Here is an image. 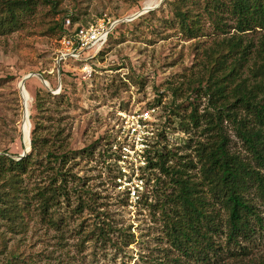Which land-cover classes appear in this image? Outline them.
<instances>
[{
    "label": "rangeland",
    "instance_id": "rangeland-1",
    "mask_svg": "<svg viewBox=\"0 0 264 264\" xmlns=\"http://www.w3.org/2000/svg\"><path fill=\"white\" fill-rule=\"evenodd\" d=\"M146 1H41L31 15L21 17L14 32L0 35V155L8 151L6 156L20 161L16 157L26 146L19 84L29 74H41L52 89L37 76L26 81L30 131L35 115L48 132L64 130L71 152L66 165L45 159L36 164L32 185L53 183L57 192L49 217L32 223L24 251L35 264H263L264 200L254 190L249 198L259 216L252 220L255 233L229 241L227 211L218 205L212 247L199 255L179 249L170 235L163 214L166 197L173 192L170 177L149 168L136 197L117 182L112 146L122 114L155 109L154 152L168 153L169 165L197 164L196 145L208 138L203 126L196 127L188 117L192 111L202 115L211 110L204 50L223 35L204 15L205 0L183 4L199 15L202 31L197 38L185 35L175 21L179 0H165L130 20ZM102 19L111 23L113 33L101 54L92 49L83 53V60H59L60 41L67 33ZM225 22L235 24L231 17ZM262 34L258 29L244 36L257 41ZM199 76L203 79L197 80ZM44 91L54 97L47 99V111L39 113L35 98ZM224 128L231 151L249 156L234 124L225 120ZM197 165L191 175L200 181Z\"/></svg>",
    "mask_w": 264,
    "mask_h": 264
},
{
    "label": "trees",
    "instance_id": "trees-1",
    "mask_svg": "<svg viewBox=\"0 0 264 264\" xmlns=\"http://www.w3.org/2000/svg\"><path fill=\"white\" fill-rule=\"evenodd\" d=\"M41 1L50 0H0V35L14 32L21 17L31 15ZM187 1L176 4L175 21L185 35L197 38L201 22L198 14L183 6ZM202 8L223 36L204 50L205 94L210 96L211 110L202 115L192 111L188 117L196 127L203 126L202 134L208 137L195 148L200 181L191 175L198 168L192 161L169 165L168 153L159 152L150 161V167L170 177L173 185L163 214L174 244L184 247L187 254L199 255L206 253L204 247H212L210 232L218 230L214 214L218 205L227 211L228 240L237 242L255 233L252 220L259 216L249 194L254 190L264 200V34L257 41L244 36L264 31V0H205ZM229 17L234 26L225 22ZM231 28L235 30L232 35ZM52 97L46 91L37 94L39 113L47 111V99ZM31 119L30 154L20 161L6 156L8 151L0 155V264H35L23 247L37 217H49L50 202L57 192L53 183L43 188L32 185L36 164L45 159L63 166L71 159L64 130L52 134L35 115ZM225 120L234 124L249 156L231 151Z\"/></svg>",
    "mask_w": 264,
    "mask_h": 264
},
{
    "label": "built area",
    "instance_id": "built-area-1",
    "mask_svg": "<svg viewBox=\"0 0 264 264\" xmlns=\"http://www.w3.org/2000/svg\"><path fill=\"white\" fill-rule=\"evenodd\" d=\"M70 20L67 24L70 25ZM105 19L89 27H80L67 33L60 41V61L83 60V53L96 49L100 52L108 41L112 28ZM115 24V23H114ZM155 109L137 110L122 114L116 142L112 146V157L118 168L117 182L127 189L132 197L143 190L142 174L151 170L150 161L155 157L156 137L151 123ZM156 154V153H155Z\"/></svg>",
    "mask_w": 264,
    "mask_h": 264
},
{
    "label": "water",
    "instance_id": "water-1",
    "mask_svg": "<svg viewBox=\"0 0 264 264\" xmlns=\"http://www.w3.org/2000/svg\"><path fill=\"white\" fill-rule=\"evenodd\" d=\"M165 0H161L159 4L155 5L154 7H144V9L142 11H140L139 13L135 14L134 16H132L130 18V20H133L135 18H137L138 16L142 15V14H145L151 10H153L154 8H157L161 3H163ZM121 21H118V22H115V24L113 26H115L116 24L120 23ZM34 76H37L42 82L43 84L47 87V89H49L50 91H52L51 87H50V84L48 83V81H46L44 79V77L41 75V74H29V75H26L21 81H20V84H19V90H20V93L22 94V92L25 90V83L28 79L34 77ZM24 120H29L30 122V115L27 113V110L25 109L24 110ZM31 134V132H30ZM30 146H29V149L26 148V146L24 147V151L22 154H20L19 156L16 157L17 160H21L23 159L30 151H31V139H30Z\"/></svg>",
    "mask_w": 264,
    "mask_h": 264
},
{
    "label": "bare ground",
    "instance_id": "bare-ground-1",
    "mask_svg": "<svg viewBox=\"0 0 264 264\" xmlns=\"http://www.w3.org/2000/svg\"><path fill=\"white\" fill-rule=\"evenodd\" d=\"M161 0H147L144 4L145 7H154L155 5L159 4ZM26 89V88H25ZM22 96L25 103V109L27 110V113L29 114V108L31 104V97L27 93V91L22 92ZM30 122L29 120H25L23 124V136H24V143L26 145V148L29 149L30 146Z\"/></svg>",
    "mask_w": 264,
    "mask_h": 264
}]
</instances>
